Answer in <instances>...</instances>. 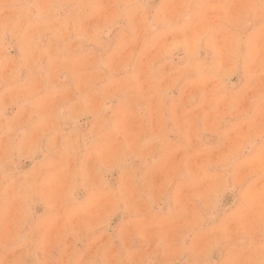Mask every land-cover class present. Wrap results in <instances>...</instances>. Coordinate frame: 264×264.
<instances>
[{"label":"rangeland","instance_id":"1","mask_svg":"<svg viewBox=\"0 0 264 264\" xmlns=\"http://www.w3.org/2000/svg\"><path fill=\"white\" fill-rule=\"evenodd\" d=\"M0 264H264V0H0Z\"/></svg>","mask_w":264,"mask_h":264}]
</instances>
